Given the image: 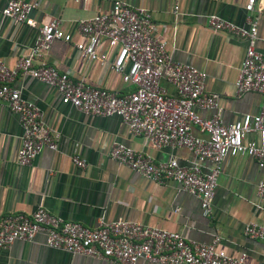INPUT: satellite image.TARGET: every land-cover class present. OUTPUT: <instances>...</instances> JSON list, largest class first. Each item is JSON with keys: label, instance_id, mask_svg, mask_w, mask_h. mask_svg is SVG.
Returning <instances> with one entry per match:
<instances>
[{"label": "crops", "instance_id": "crops-1", "mask_svg": "<svg viewBox=\"0 0 264 264\" xmlns=\"http://www.w3.org/2000/svg\"><path fill=\"white\" fill-rule=\"evenodd\" d=\"M6 0H0V8ZM34 3L28 18L34 22L12 25L0 18V59L12 66L16 57L31 45L36 26L51 17L60 20L68 41L54 40L41 59L59 71L104 86L116 93L133 88L121 81L107 65L77 57L73 44L80 40L75 21L107 10L112 0H24ZM132 8H145L157 28L155 33L166 41L173 60L189 63L206 73L205 88L218 95L223 122H232L242 113H255L260 95L246 92L235 96L236 77L246 40L224 31H214L206 16L214 13L224 19L244 24L245 0H124ZM260 7V11L256 9ZM252 17H256L254 47L264 52V0H255ZM99 50L111 55L105 44ZM111 57V56H110ZM11 86L23 98L40 109L41 119L59 133L57 150L42 148L29 165L16 163L20 127L16 115L0 100V216L6 213H30L39 204L64 219L94 227L100 215L105 219L121 216L127 220L167 230H176L186 240L208 243L213 235L228 253H246L243 264H264V238L253 239L242 233L245 222L264 225V197L255 193L257 181L264 182V167L246 155L226 156L211 201L210 213L202 215L197 199L167 180L150 181L108 157L111 141L118 140L134 150L149 154L154 161L174 156L178 163L194 161L183 147L153 148L141 137L131 136L114 116H88L59 101L56 90L28 75H16ZM168 93L173 87L161 80ZM207 116L208 111H199ZM193 135L206 138L197 127ZM247 134L246 139L253 137ZM77 152L85 159L78 168L70 159ZM203 169L208 164L202 163ZM0 264H113L81 254L46 247L43 235L31 241L14 240L0 250ZM135 264H158L139 259Z\"/></svg>", "mask_w": 264, "mask_h": 264}, {"label": "built area", "instance_id": "built-area-1", "mask_svg": "<svg viewBox=\"0 0 264 264\" xmlns=\"http://www.w3.org/2000/svg\"><path fill=\"white\" fill-rule=\"evenodd\" d=\"M79 1V0H73ZM255 0H245L244 24L224 19L214 13L206 16L207 26L246 40L240 65L233 81L235 96L246 92L260 95L255 113H242L232 122H223L218 95L205 88L206 73L189 63L173 60L164 38L155 33L156 24L145 8H132L124 0H112L107 10L75 21L80 40L73 44L77 57L98 65H107L124 83L133 88L116 93L104 86L74 77L70 71H59L41 59L54 40L68 41L60 20L51 17L41 22L27 51L19 54L12 66L0 59V100L13 112L20 127V143L15 161L29 165L42 149L57 150L59 133L44 124L39 107L23 98L11 86L16 75H28L53 87L63 105L88 116H114L133 137H141L153 148L183 147L194 161L178 163L174 156L162 161L121 141H111L107 154L116 163L156 183L175 182L183 192L194 196L202 215L211 210V201L226 156L246 155L264 167V52L254 47L256 17H252ZM33 2L6 0L0 18L12 25L34 22L28 13ZM260 11V7L256 9ZM105 44L113 53L99 50ZM111 56V57H110ZM161 80L173 87L168 93ZM199 111H208L202 116ZM197 127L206 134H192ZM247 134L254 136L246 139ZM70 159L83 169L85 159L71 152ZM202 163H207L203 169ZM258 197H264V182L255 185ZM41 233L46 247L81 254L113 264H135L142 259L158 264H243L246 253H228L213 235L208 243L186 240L180 232L127 220L121 216L105 219L89 227L80 222L52 214L39 204L30 213H6L0 216V250L14 240L31 241ZM242 233L253 239L264 238V225L245 222Z\"/></svg>", "mask_w": 264, "mask_h": 264}]
</instances>
